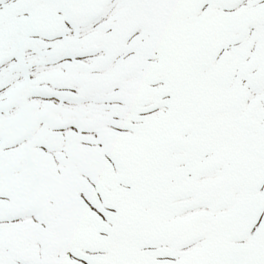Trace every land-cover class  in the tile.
Masks as SVG:
<instances>
[{
	"label": "snow or ice",
	"instance_id": "6c2138e0",
	"mask_svg": "<svg viewBox=\"0 0 264 264\" xmlns=\"http://www.w3.org/2000/svg\"><path fill=\"white\" fill-rule=\"evenodd\" d=\"M0 264H264V0H0Z\"/></svg>",
	"mask_w": 264,
	"mask_h": 264
}]
</instances>
